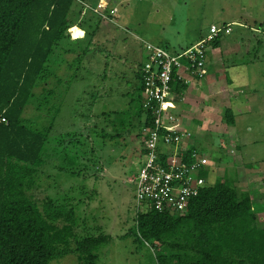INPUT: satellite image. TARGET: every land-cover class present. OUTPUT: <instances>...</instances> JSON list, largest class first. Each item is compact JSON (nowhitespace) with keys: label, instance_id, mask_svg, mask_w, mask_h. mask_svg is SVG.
<instances>
[{"label":"rangeland","instance_id":"374dc122","mask_svg":"<svg viewBox=\"0 0 264 264\" xmlns=\"http://www.w3.org/2000/svg\"><path fill=\"white\" fill-rule=\"evenodd\" d=\"M85 5L78 4L74 16L80 10L88 11L81 21L86 28L96 31L92 42L87 34L74 42L62 40L51 56L56 77L35 87V98L22 113L27 122L41 128L48 125L47 111L55 106L57 114L51 137L66 135L61 152L71 159L79 156V168L83 171L72 176L55 168L52 161V165H46L44 180L38 181L33 190L34 198L42 204L47 192L40 185L46 186L50 196L59 202L66 199V192L75 189L70 202L76 204L79 227L96 232L94 228L100 226L96 234L102 232L111 237L100 248L96 264H175L180 251L159 243L140 244L131 233L136 204L130 180L143 160L142 143L137 135L140 131L128 127L121 137L104 139L97 133L101 128L113 132L106 113L131 108L138 84L136 72L147 58L144 42L174 53L179 46H190L197 34L206 37L211 24L221 27L229 23L237 31V25L244 22L264 32V0H100L96 7ZM73 27L69 38L82 37L83 31ZM254 36L252 33L244 40L245 46H257L264 57V35ZM226 37L221 31L219 42L223 43ZM241 42L242 38L236 36L235 45L225 49L231 61L216 72V79L221 80L217 85L230 87L226 84L228 80L244 88L248 82L249 87L242 91L251 92L254 102L260 100L264 106V61L241 63L244 68L238 69ZM212 43L209 41L206 46ZM65 48H72L75 53L64 54ZM215 49L220 53V47H212ZM79 52L81 59L76 55ZM225 70L228 71L224 73ZM197 85H192L195 93H191L194 101L197 97L195 103L183 105L181 110L177 106L182 114L178 116V128L185 148H193L199 157L207 158L206 170L210 174L207 181L212 183L217 177L231 179L239 191H246L258 215L264 212V109L253 110L249 115L241 109L232 111L233 101L229 103L227 97L243 96L236 88H231L228 95L220 89L218 94L209 96L210 89L214 90L212 86L201 91L202 84ZM51 90L55 92L50 96ZM228 109L236 117L233 124L228 122ZM51 264L78 262L75 255L69 254Z\"/></svg>","mask_w":264,"mask_h":264},{"label":"trees","instance_id":"16d2710c","mask_svg":"<svg viewBox=\"0 0 264 264\" xmlns=\"http://www.w3.org/2000/svg\"><path fill=\"white\" fill-rule=\"evenodd\" d=\"M77 3L0 0V264H51L69 254L76 256L78 264H96L100 248L111 239L108 234H96L100 226L94 228L96 232L79 227L76 204L70 202L74 188L61 202L53 199L44 185H40L47 192L42 204L33 195L38 181L44 180L46 165H52V161L55 168L72 176L83 171L79 156L71 159L61 152L66 135L51 137L55 106L47 111L48 125L41 128L22 117L24 108L35 98V87L56 77L51 56L62 40L70 39L68 29L81 25L91 42L96 34L86 28L83 18L79 21L81 10L74 16ZM62 50L64 54L75 53L72 48ZM76 55L81 59L80 52ZM140 66L131 108L105 114L113 132L101 128L97 134L102 139L121 137L128 127L140 131L150 124L148 111L146 121L141 120L146 109ZM186 86L172 77L171 87L178 96ZM54 92L51 90L49 95ZM228 113V122L233 124L230 109ZM112 114L114 118L109 119ZM209 175L208 169L201 172L207 185L190 200L184 213H138L131 233L140 244L159 243L180 251L175 264H264V212H254L250 195L239 191L234 181L217 177L210 183Z\"/></svg>","mask_w":264,"mask_h":264},{"label":"built area","instance_id":"2783aa9c","mask_svg":"<svg viewBox=\"0 0 264 264\" xmlns=\"http://www.w3.org/2000/svg\"><path fill=\"white\" fill-rule=\"evenodd\" d=\"M223 30L228 32L230 28L211 25L206 38L174 53L160 45L143 43L147 58L140 73L146 110L141 120L146 121L147 111L151 120L140 130L143 160L130 180L134 184L136 213L155 210L182 214L190 200L207 185L206 178L201 176L208 166L207 158L199 157L194 149L187 155L190 148H185L178 128L179 117L174 112L183 97L174 93L171 79L176 76L187 84L196 75H205L207 42Z\"/></svg>","mask_w":264,"mask_h":264},{"label":"crops","instance_id":"0c3cea01","mask_svg":"<svg viewBox=\"0 0 264 264\" xmlns=\"http://www.w3.org/2000/svg\"><path fill=\"white\" fill-rule=\"evenodd\" d=\"M98 1H100V0H78L77 5L74 6L73 13H75L76 9L79 8L78 4H80V3H85L86 5H91V7L92 6L96 7V6H98ZM88 3H90V4H88ZM84 16L85 17L88 16V11L87 10H85V11L81 10L80 11L79 18H78L79 21H80V19L84 18ZM227 25L230 28V30L228 32H225L228 37L225 38L224 42L220 43L219 42L220 37H219V39L215 43H212V45L206 46V49H205L206 74L202 75L200 77L199 76L198 77H194L191 80L189 79V82L186 84L187 85L186 88L180 94L183 97V100L177 102V106L179 105V109H180L181 106L183 107V105L185 106L187 104L190 105V104L195 103L197 97L195 98V101H194V98H193L194 96L191 93H195V91L193 90V88H192L193 86L192 85H194V87H196V86H198L197 85L198 83L202 84L201 85V89H202L201 91H203L204 89L206 91V87H208V86L209 87L212 86L214 88V90L210 89L209 96H212L213 94H218L220 92V89L223 90V93H227V95H228L229 93L231 94L233 88H236L240 92V94H242L243 96L242 97H236L235 96V98H231V99H228V97H227V101L229 103H230V101H233V103H232L233 107H230L232 109V111L234 110V108L235 109H241V111H243L244 113H247L249 115V113L251 111H253V110H256V112H257V110H263L264 109V106H262L260 104V100H255V102H254L252 96H250L251 92H247V94H246L245 91H242V89H244L245 87H247V88L249 87L248 86V82H246L247 84L245 85L244 88H243V86H241V88H240L238 85H235L234 82H231V81H228V80H226L227 81L226 84L229 83L228 85H230V87L229 86L226 87L224 84L221 85V86L217 85V83L221 82V80L219 81L220 78L216 79L217 78L216 72L221 70L222 68H225V65H227L226 62L231 61V56L229 54H227V52H225L226 51L225 49L227 47H232V45L233 46L235 45V37L236 36L242 38V42H241L242 45H241V48H239V53H238V54H240L239 59H238L239 60L238 69L240 67L244 68L243 67L244 65L241 64V63L253 62L255 60L264 61V59H263L264 57H261L260 54H259V48H257V46H254V45L246 47L245 46V41H244V40L248 39L249 38L248 36H251L252 33H255L254 37H257V33H260L261 35H264L263 31L260 32L259 31L260 29L257 28L256 26H253L251 24L244 23V22H240L237 25L238 26V30L237 31H235V29H233L231 27L232 24L228 23V24H226V26ZM74 26H77L78 28H80V30L83 31V36L79 37V38L71 37L70 39L72 40V42L78 41V40H82L84 38L85 34H86L84 28L81 25L76 24ZM206 37H202L201 33L197 34L196 38H193L191 40L190 46L195 45L201 39L206 38ZM137 39L140 40V38H138V37H137ZM233 40H234V42H233ZM256 44L259 46L260 42H258ZM190 46H186V47L185 46H179V49L176 50L175 52H178V51H180L182 49H185V48H188ZM214 46L215 47H220V51H219L220 53H216V52H218V51H216V49L212 50V47H214ZM234 65H236V64H234ZM251 66H253V65H251ZM227 69L229 70L228 67H227ZM228 70H225L224 73H226ZM237 70H234V71H237ZM254 89H256V87ZM197 93H198V91H197ZM254 95H256V94L254 93ZM239 98H241L240 101H239ZM252 103H254V104H252ZM174 112L176 113L177 117L178 116H182L181 111L178 112L177 108L174 110ZM234 118H236V117H234ZM180 119H181V117H180ZM177 124H178V121H177Z\"/></svg>","mask_w":264,"mask_h":264},{"label":"clouds","instance_id":"9594fccd","mask_svg":"<svg viewBox=\"0 0 264 264\" xmlns=\"http://www.w3.org/2000/svg\"><path fill=\"white\" fill-rule=\"evenodd\" d=\"M221 27H222V26H221ZM68 32H69V35L72 36V34L70 33V28L68 29ZM141 213H142V212H141ZM136 214H138V213L135 212L134 215H136ZM171 215H173V214H171Z\"/></svg>","mask_w":264,"mask_h":264},{"label":"bare ground","instance_id":"6f19581e","mask_svg":"<svg viewBox=\"0 0 264 264\" xmlns=\"http://www.w3.org/2000/svg\"><path fill=\"white\" fill-rule=\"evenodd\" d=\"M74 27H71V32H72V29H73Z\"/></svg>","mask_w":264,"mask_h":264}]
</instances>
